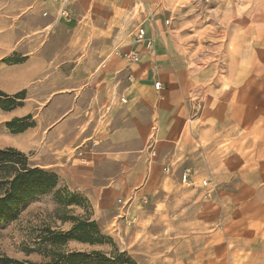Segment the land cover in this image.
Wrapping results in <instances>:
<instances>
[{
  "label": "rangeland",
  "instance_id": "1",
  "mask_svg": "<svg viewBox=\"0 0 264 264\" xmlns=\"http://www.w3.org/2000/svg\"><path fill=\"white\" fill-rule=\"evenodd\" d=\"M71 2L70 14L81 26L78 40H83L84 53L79 57L74 51L75 31L60 29L74 28V24L60 20L54 0H0V92L10 97L26 92L15 108L0 106V150H17L26 156L30 168L59 178L57 188L29 201L11 218L0 220V264H56L63 254L93 252L100 254L98 264H191L200 256L201 246L219 254L215 264H234L233 249L236 264H264V185L259 166L254 163L239 169L240 160L233 152L237 140L231 137L235 135L230 126L209 127V110L215 102L218 105L216 95L228 90L214 89V82L233 77L236 67H248L253 54L259 110L264 111V0ZM158 21L164 37L181 48L182 62L191 74L190 100L202 136L201 148L192 136L182 140L179 136L170 143L155 130L146 143L131 146L137 159L124 166L101 164L94 158L101 149L97 135V141L74 148V168L68 163L59 175L45 167L54 154L35 150V140L64 112L80 122L92 102L91 94H83L87 85L80 82L77 60L84 57L86 61L85 76L104 69L103 64L96 69L91 65L93 56L97 61H113L114 81L120 88L127 87L133 83L130 78L136 66L128 65L122 53L135 45L140 26L149 30L155 47L149 35L160 37ZM48 28L53 37L45 32ZM40 52L50 60L54 56L61 59L70 86H63L66 78L58 68L47 70L46 81L52 74L56 77L51 84L31 81L28 61ZM67 88L65 93L72 98L51 99ZM28 116L32 118L13 128L8 125ZM79 223L94 224L89 230L104 242L56 244Z\"/></svg>",
  "mask_w": 264,
  "mask_h": 264
},
{
  "label": "crops",
  "instance_id": "2",
  "mask_svg": "<svg viewBox=\"0 0 264 264\" xmlns=\"http://www.w3.org/2000/svg\"><path fill=\"white\" fill-rule=\"evenodd\" d=\"M110 1L119 3L126 0ZM45 14L48 16V13ZM71 23L74 24V28L62 26L60 29L64 32L75 31L77 40L74 51L79 57L84 53L83 40H78L81 35L78 30L81 26L74 18ZM159 23L158 21L160 37L154 33L149 35L150 38L155 39L153 51L149 52L142 46L136 47L143 51V55L141 61L133 68V76H131L133 83L127 87L120 88L114 81L117 72L113 61H97L93 56L91 65L96 69L99 64H103L104 69L98 73L96 71V74L85 76L83 73L87 68L86 61L84 57L81 61L77 60L76 71L81 77L80 82L87 85L83 94H91L92 102L84 110V117L80 122L74 119L75 115L64 112L58 115L54 122H50L44 136L41 135L39 140H35V150H51L54 154V157L51 156V163L45 167L59 175L64 173L63 167H67L68 163L74 168L76 160H72L73 150L84 146L90 140H96L97 135H100L101 149L97 151L94 158L101 164L112 163L124 166L126 161L137 159V154L131 146L136 142L141 145L146 143L149 137H153L155 130H158V137L161 135L163 141L170 143L179 136L181 140L192 136L198 148H201L202 136L196 129L198 119L192 111L193 103L190 100L193 87L191 74L184 67L185 62H182L181 48L176 41L164 37ZM58 24L56 22L51 26ZM47 30L45 32L51 35V29ZM126 50L131 51L135 48L132 44ZM62 52L60 51L58 55H62ZM28 62L32 68V82L37 83L42 80L45 82L42 84H51L56 77L52 74L50 81H46L47 70L53 71L58 68L61 70V76L66 78L63 86H70L69 75L66 74L64 77L61 59L58 60L54 56L50 60L40 52L31 56ZM247 65L248 67H236L233 77L229 76L224 78V81L219 79L214 82V89L228 87V90H219L216 95L218 105L216 106L215 102L209 110L212 115L209 127L215 130L217 126H230L232 135H235L231 137L237 140L234 143L233 152L240 160L239 169L250 168L252 164H257L258 173L264 185V111L259 110L256 54H253L252 60L248 61ZM157 82L163 84L164 88L160 91L155 89ZM68 90L69 88L64 89V93L56 92L51 99L56 102L60 99L66 101L72 98L71 94L65 93ZM122 98H125L127 102H121ZM41 124L42 121L39 120L37 126L41 127ZM26 134L31 132L28 131ZM190 185L194 184L190 183ZM200 248V256L192 257L194 259L191 264H207L208 262L215 264L219 260V254H214L213 248H208L207 251L203 246ZM235 250L233 249L231 257L234 264L237 262ZM225 260L224 258V263Z\"/></svg>",
  "mask_w": 264,
  "mask_h": 264
},
{
  "label": "trees",
  "instance_id": "3",
  "mask_svg": "<svg viewBox=\"0 0 264 264\" xmlns=\"http://www.w3.org/2000/svg\"><path fill=\"white\" fill-rule=\"evenodd\" d=\"M26 92L20 93L13 97L6 96L0 92V98H6L7 102H1L3 109H13L18 106V100L25 99ZM28 116L24 119H16L8 125L13 128L17 123L30 120ZM22 129L20 132H23ZM59 178L52 172L45 170L33 169L28 166L26 156L17 150L9 149L0 150V220L11 218V215L19 208L24 207L34 198L43 196L48 191L57 188ZM72 196V195H70ZM73 197V196H72ZM95 225H84L79 223L74 231L67 233L66 237L60 238L56 244H63L67 241L74 240L82 243L93 245L94 243H103L104 238H95L92 231ZM62 233V232H60ZM100 254L93 252L92 254H63L60 256L56 264H98L96 258ZM1 263V262H0ZM8 264H25L19 262H8Z\"/></svg>",
  "mask_w": 264,
  "mask_h": 264
},
{
  "label": "built area",
  "instance_id": "4",
  "mask_svg": "<svg viewBox=\"0 0 264 264\" xmlns=\"http://www.w3.org/2000/svg\"><path fill=\"white\" fill-rule=\"evenodd\" d=\"M72 0H54V2H56L59 6V10H58V16L60 18L61 21L65 22V23H70L73 18L70 14V5L72 4L71 2ZM44 16H47V14H45ZM137 35H136V41H135V45L134 48L135 50H131V51H127V52H123L122 56L124 58V60L128 63V65L131 66H137V64L141 61L142 58V53L143 51L136 49L137 46H142L144 48H146L147 51L152 52L153 51V41L150 40L148 38V32H146V30L140 26L137 29ZM131 80V78H130ZM163 84L160 82L155 83V89L160 91L162 90ZM122 102L126 103V99L122 98ZM92 146L95 147L97 146V142H93ZM81 155V154H80ZM81 162H85L83 159L81 160ZM188 178L187 175L184 176V182L187 183ZM207 185V183L205 184V186Z\"/></svg>",
  "mask_w": 264,
  "mask_h": 264
}]
</instances>
